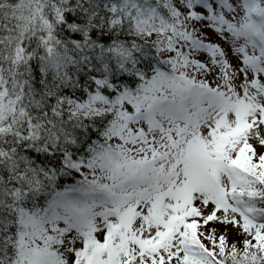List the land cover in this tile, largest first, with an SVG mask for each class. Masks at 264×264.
<instances>
[{
  "label": "snow or ice",
  "instance_id": "obj_1",
  "mask_svg": "<svg viewBox=\"0 0 264 264\" xmlns=\"http://www.w3.org/2000/svg\"><path fill=\"white\" fill-rule=\"evenodd\" d=\"M0 264H264V0H0Z\"/></svg>",
  "mask_w": 264,
  "mask_h": 264
}]
</instances>
